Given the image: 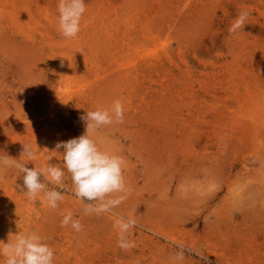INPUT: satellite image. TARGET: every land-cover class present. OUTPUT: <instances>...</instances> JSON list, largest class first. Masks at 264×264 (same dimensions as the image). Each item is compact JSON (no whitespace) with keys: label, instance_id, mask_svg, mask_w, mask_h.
I'll list each match as a JSON object with an SVG mask.
<instances>
[{"label":"rangeland","instance_id":"1","mask_svg":"<svg viewBox=\"0 0 264 264\" xmlns=\"http://www.w3.org/2000/svg\"><path fill=\"white\" fill-rule=\"evenodd\" d=\"M59 3L0 0V156L65 172L63 188L41 175L64 197L53 209L0 165V243L37 232L54 264H264V0H85L74 39ZM117 99L123 123L90 135L125 161L126 190L106 199L126 198L86 214L56 145Z\"/></svg>","mask_w":264,"mask_h":264},{"label":"clouds","instance_id":"2","mask_svg":"<svg viewBox=\"0 0 264 264\" xmlns=\"http://www.w3.org/2000/svg\"><path fill=\"white\" fill-rule=\"evenodd\" d=\"M87 10L85 0H60L58 5V29L60 34L66 39H74L81 31V20ZM249 13L242 10L236 17L234 23L229 28L231 33L242 30L246 25ZM124 103L122 99L113 102L111 108L98 107L93 111L86 112L81 119L86 121L85 134L72 138L68 141L57 143L56 148H63V163L74 185V195L91 203L84 209L86 214L93 211H108L112 207L119 205L126 197L120 196L115 199H106L109 194L120 193L126 190L123 166V157L101 151L91 132L94 129L111 125L114 121L123 123ZM29 158L35 153L30 146L24 145L23 154ZM0 165L18 169L23 175V185L27 190V197L35 201L38 195L43 192L42 199L46 200L50 208L55 209L58 202L63 200V195L55 189L49 190L44 182H41V175L49 178V183H53L63 188V178L65 172L56 165L48 164L46 169L28 168L26 164L8 155L0 156ZM98 202V206L96 203ZM62 225L71 227L80 232L83 225L79 219H73V214L69 211L62 220ZM135 225V220L128 219L126 222L121 218L118 226L121 232H127ZM119 246L127 249L132 245L124 241L123 235L120 237ZM0 256L4 257V264H54V249L37 232L15 235V240L8 243H0ZM183 258V252L179 254Z\"/></svg>","mask_w":264,"mask_h":264}]
</instances>
